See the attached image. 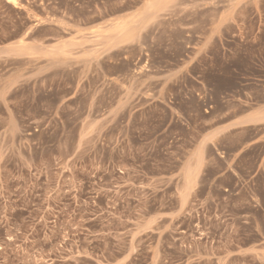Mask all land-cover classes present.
Masks as SVG:
<instances>
[{
	"label": "rangeland",
	"instance_id": "rangeland-1",
	"mask_svg": "<svg viewBox=\"0 0 264 264\" xmlns=\"http://www.w3.org/2000/svg\"><path fill=\"white\" fill-rule=\"evenodd\" d=\"M261 105L264 0H0V264H264Z\"/></svg>",
	"mask_w": 264,
	"mask_h": 264
},
{
	"label": "crops",
	"instance_id": "crops-1",
	"mask_svg": "<svg viewBox=\"0 0 264 264\" xmlns=\"http://www.w3.org/2000/svg\"><path fill=\"white\" fill-rule=\"evenodd\" d=\"M29 55L30 54H24L23 57ZM259 126H264V105L245 111L244 113L234 117L225 124L205 132L202 136L201 141L199 142V147L197 148L193 156L188 160L190 162V170H187V166L184 170V177L186 180L185 190L187 189V183L190 184V189H194L196 187V182L202 175L203 168L208 161L205 154V149L207 147H212V149L218 147L219 139L228 132H233L236 130L239 131L243 128H252ZM216 150L223 152L218 148H216ZM186 192H183L184 201Z\"/></svg>",
	"mask_w": 264,
	"mask_h": 264
},
{
	"label": "bare ground",
	"instance_id": "bare-ground-1",
	"mask_svg": "<svg viewBox=\"0 0 264 264\" xmlns=\"http://www.w3.org/2000/svg\"><path fill=\"white\" fill-rule=\"evenodd\" d=\"M7 1H13V0H7ZM12 4V3H11Z\"/></svg>",
	"mask_w": 264,
	"mask_h": 264
}]
</instances>
